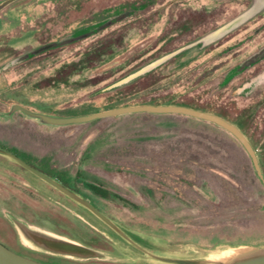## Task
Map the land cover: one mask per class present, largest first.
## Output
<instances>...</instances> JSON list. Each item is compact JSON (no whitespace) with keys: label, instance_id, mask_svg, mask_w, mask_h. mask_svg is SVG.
Here are the masks:
<instances>
[{"label":"rangeland","instance_id":"rangeland-1","mask_svg":"<svg viewBox=\"0 0 264 264\" xmlns=\"http://www.w3.org/2000/svg\"><path fill=\"white\" fill-rule=\"evenodd\" d=\"M262 49L264 0H0V147L57 168L115 225L0 155V240L44 264H217L264 249V189L223 129L176 114L65 126L7 116L14 104L63 117L104 111L149 68L153 87L136 98L162 95L243 122L264 162V57L241 67ZM97 183L109 198L92 193ZM13 220L98 256L33 250Z\"/></svg>","mask_w":264,"mask_h":264},{"label":"water","instance_id":"water-1","mask_svg":"<svg viewBox=\"0 0 264 264\" xmlns=\"http://www.w3.org/2000/svg\"><path fill=\"white\" fill-rule=\"evenodd\" d=\"M264 57V49H262L258 54L252 56L249 60L244 63V66L249 65L250 63L257 62ZM242 66V67H244ZM149 70L143 69L134 76L142 74L143 72ZM18 111L24 114L29 119L35 120L43 125L48 126H65L71 124H81L85 122H90L99 118L104 117H117L120 115L126 114H134V113H150V114H176V115H183L188 116L191 118H195L201 121H205L211 123L224 131L228 132L231 136H233L241 147L244 149L246 154L248 155L254 173L258 180L261 182L262 186L264 187V175L262 169L259 164V160L256 154L255 149L249 142V140L245 137V135L241 132V130L235 126L234 124L230 123L229 121L223 119L222 117L193 109L187 106L181 105H153V104H142V105H132V106H121L113 109L104 110L101 112H96L92 114L80 115V116H72V117H63V116H56V115H49L44 114L41 112H36L29 110L21 105L14 104L11 106L9 113ZM0 154L6 155L10 157L12 160L20 164L22 167L27 169L33 175L59 191L60 193L64 194L68 198L74 200L75 202L79 203L80 205L84 206L88 209L93 215H95L98 219H100L103 223L109 226L111 229H115V225L104 215L98 212L88 201L82 199L76 193L70 191L69 189L62 186L56 180L45 176L44 174L36 171L35 169L28 166L22 160L17 158L14 155L9 154L3 150H0ZM19 234L26 240L27 238L36 241L39 245L48 252L65 255V256H75V257H97L98 253L88 247H85L77 242L67 240L58 236H54L42 231L38 230H30L27 226L21 223L18 220H13ZM173 264H200L201 261L195 260H181V259H169L167 260ZM0 264H42L35 260L20 256L11 250L4 247L0 244ZM217 264H264V249H254L248 251H241L240 254L233 257L231 260L227 262H218Z\"/></svg>","mask_w":264,"mask_h":264},{"label":"trees","instance_id":"trees-1","mask_svg":"<svg viewBox=\"0 0 264 264\" xmlns=\"http://www.w3.org/2000/svg\"><path fill=\"white\" fill-rule=\"evenodd\" d=\"M51 47H53V46H51ZM47 49L48 48H39L37 51L42 53V52H45V50H47ZM257 62H259V61H257ZM257 62L250 63L249 65H246V66H244V64H243L244 67H242V66L241 67L243 69H246V68L251 67L252 65L256 64ZM147 71L143 72L142 73L143 75L139 74V75L135 76V78H133L130 81L126 82V84L124 83L123 85H121L120 88L121 87H129L131 85H137L138 84V86H136L134 89H131L125 95L122 94V98L116 97L115 99H112L114 101V104L111 107L106 108V110L117 108V107H121V106L138 105V104H153V105L173 104V105L187 106V107H190V108H193V109H197V110H201V111H205V112H209V113L218 115V116L222 117L223 119L229 121L230 123L236 124V126L241 130V132L245 135V137L249 140V142L251 143V145L254 148V145H253L252 141L248 138L246 133L243 131L244 130L243 129V124H242L243 122H240V121L239 122H233L230 119H228L224 114L220 113L219 111L210 110L208 107L201 106V105H192V104H189L187 102L174 101L172 98H167L166 99L162 95L161 96L154 95V96H149V97L142 96V97H137L136 98V95H138V94H140V93H142L144 91H147L151 87H153V84H151V85H147L146 84L145 80L152 73V72H147ZM233 77L230 78L227 81V83L230 82L233 79ZM0 150H4V151H8V152L12 153L16 157H19L20 159H22L25 163H27L29 166H31L36 171L44 174L45 176H47L49 178L57 180V182H59L62 186H64L65 188L69 189L70 191L78 194L76 191H74V189L69 187V185L67 184L66 181H64L62 178H59L60 174L54 173L56 171H59L57 168H53V167H50V166H45L44 167V165L42 163H37L36 160L32 159L31 157L23 158L22 156H20V154L18 152H15L14 150L1 148V147H0ZM0 162L6 163L5 158L0 156ZM259 164H260V167H261L263 175H264V162L261 159H259ZM13 165L16 168H18L19 170H21L22 172L27 173L28 175L38 179L36 176H34L30 172L26 171L25 169H23L19 165H17V164H13ZM257 180H258V178H257ZM258 182L260 183L261 187L264 189V187L262 186L261 182L259 180H258ZM90 190L92 191V193L94 195H96L98 197H101V198H106L107 199L110 196L108 190L104 189L102 187V185L98 184V183L90 185ZM42 264H44V263H42Z\"/></svg>","mask_w":264,"mask_h":264},{"label":"flooded vegetation","instance_id":"flooded-vegetation-1","mask_svg":"<svg viewBox=\"0 0 264 264\" xmlns=\"http://www.w3.org/2000/svg\"><path fill=\"white\" fill-rule=\"evenodd\" d=\"M4 151V150H3ZM5 152H8V151H5ZM9 154L13 155L12 153L8 152ZM0 155H3V154H0ZM3 156H6V155H3ZM15 156V155H14ZM19 158V157H17ZM20 159V158H19ZM22 160V159H20ZM23 161V160H22ZM24 162V161H23ZM17 165H19L20 167H22L20 164H18L17 162H15ZM25 163V162H24ZM27 164V163H26ZM28 165V164H27ZM29 166V165H28ZM31 167V166H30ZM23 169H25L24 167H22ZM32 168V167H31ZM26 171H28L27 169H25ZM29 172V171H28ZM31 173V172H30ZM32 174V173H31ZM35 176V175H34ZM14 224V222H13ZM15 226V224H14ZM16 228V226H15ZM30 230H32L31 228H29ZM26 241L29 243L28 245L30 246L31 249L33 250H40V251H45L40 245L39 243H37L36 241H32L30 239H26ZM0 244H2L4 247H6L7 249L11 250L12 252L20 255V256H23V257H26V258H29L25 253H23V251H20V250H16V249H12L10 246H8L4 241H1L0 240ZM28 246V247H29ZM30 259V258H29Z\"/></svg>","mask_w":264,"mask_h":264},{"label":"bare ground","instance_id":"bare-ground-1","mask_svg":"<svg viewBox=\"0 0 264 264\" xmlns=\"http://www.w3.org/2000/svg\"><path fill=\"white\" fill-rule=\"evenodd\" d=\"M238 254H240V252H231V253H229L227 256H225V259L227 260V261H229V260H231L233 257H235L236 255H238ZM226 262V261H225Z\"/></svg>","mask_w":264,"mask_h":264}]
</instances>
